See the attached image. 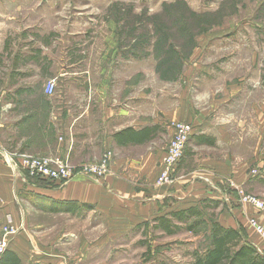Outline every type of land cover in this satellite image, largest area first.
I'll list each match as a JSON object with an SVG mask.
<instances>
[{
    "label": "rangeland",
    "instance_id": "374dc122",
    "mask_svg": "<svg viewBox=\"0 0 264 264\" xmlns=\"http://www.w3.org/2000/svg\"><path fill=\"white\" fill-rule=\"evenodd\" d=\"M113 31L115 51L110 54L113 57L106 58L107 39ZM0 48V67L5 59L13 66L22 64L26 74L44 81L45 94L50 81L47 73L55 64L62 73L52 96L61 98L62 108L70 102V117L76 113L70 100L84 97L89 84L84 77L85 65H114L126 88L129 84H134L135 89L140 86L136 111L143 121L154 115L160 120L156 143L168 141L166 149L170 142L168 127L173 128L166 116L179 107L180 101L189 106L192 103L197 114L208 115L211 111L213 120L227 128L229 141L220 138L213 149L196 146L195 150L188 145V156L184 155L175 172L178 182L158 184L167 186L181 200H172L169 205L173 208L184 205L189 190L184 175L197 176L206 154L221 159L228 155L237 159L256 155L251 168L262 174L264 0H0ZM5 52L9 56L1 57ZM100 75L96 73V80L101 79ZM229 82L235 87L227 97L222 92ZM196 129L197 126L195 133ZM18 166L21 168L20 163ZM74 171L79 174L80 168ZM21 173L33 182H44L22 168L18 174ZM205 210L207 215L211 210L216 215V209ZM211 222L195 233L176 219L172 223L178 228L172 234L148 229L147 225L136 237L141 243L139 248L119 247L117 243L89 261L194 264L195 253H203L210 246ZM97 233L88 235L90 240L100 235Z\"/></svg>",
    "mask_w": 264,
    "mask_h": 264
},
{
    "label": "crops",
    "instance_id": "0c3cea01",
    "mask_svg": "<svg viewBox=\"0 0 264 264\" xmlns=\"http://www.w3.org/2000/svg\"><path fill=\"white\" fill-rule=\"evenodd\" d=\"M114 34L107 39L106 58L115 51ZM7 56L5 52L1 57ZM26 73L22 64L13 66L7 64V59L0 67V230L10 222L20 228L10 245L8 259L16 257L20 264H103L90 262L89 258L102 255L104 249L117 243L119 247L139 248L141 243L136 239L147 225L148 229L163 231L154 227L158 218H171L191 207L203 210L209 206L211 210L215 203L217 221L239 231L264 256V240L250 225V219L263 221L264 217L255 206L241 202L243 195L264 201V161L259 164L262 174L256 176L251 168L256 155L239 159L228 155L221 159L206 154L197 176L184 175L189 190L184 205L173 208L169 203L181 200L167 186H158L168 141L156 143L157 135L144 143L122 144L116 138L128 128L140 131L162 125L156 115L143 121L136 111L139 85L136 89L134 84L126 88L118 68L112 64L100 68L86 64L84 77L89 84L84 97L70 100L76 111L70 117V102L62 108L61 98L45 94L43 79L38 82ZM61 73L54 64L47 78L56 80L57 85ZM96 73L101 74L99 81ZM227 85L224 96H230L235 87L230 82ZM195 111L192 103L189 106L182 100L166 116L171 123H195L197 129L190 148L213 149L220 138L229 139L227 128L213 120L211 111L208 115ZM168 132L171 139L174 129L168 127ZM111 151L109 172L100 180L80 172L63 186L33 182L15 170L22 156H50L82 168L99 163ZM177 182L178 179L174 184ZM93 231L100 235L90 240L88 235Z\"/></svg>",
    "mask_w": 264,
    "mask_h": 264
},
{
    "label": "built area",
    "instance_id": "2783aa9c",
    "mask_svg": "<svg viewBox=\"0 0 264 264\" xmlns=\"http://www.w3.org/2000/svg\"><path fill=\"white\" fill-rule=\"evenodd\" d=\"M56 90V80H50L45 91L48 96H52ZM195 128L192 122H176L173 123L174 135L171 137L169 145L166 149L165 156L161 163V173L158 178L159 185L172 184L175 181V172L182 162L188 145L195 136ZM112 154L107 153L101 162L82 166L80 172L94 180L104 179L109 172V162ZM21 168L31 175H38L40 180L62 185L71 181L75 176V169L68 160H60L54 157H33L22 156ZM15 165V170L19 172L21 169ZM256 170L253 174L258 176ZM215 189H217L215 187ZM242 203H249L255 206L260 214L264 217V201L253 196H242ZM250 225L264 240V220L250 219ZM0 234V261L4 254L9 251L13 240L18 236L20 228L14 224L7 223L3 226Z\"/></svg>",
    "mask_w": 264,
    "mask_h": 264
},
{
    "label": "trees",
    "instance_id": "16d2710c",
    "mask_svg": "<svg viewBox=\"0 0 264 264\" xmlns=\"http://www.w3.org/2000/svg\"><path fill=\"white\" fill-rule=\"evenodd\" d=\"M159 129V126L150 128L146 127L140 131L128 128L119 132L116 135V138L122 144L130 142L144 143L156 137L159 133ZM201 137L196 138L198 142L201 141ZM203 138L206 139L205 136H203ZM210 207H212L211 209H216L218 207V203H215ZM173 219L180 222L184 221L186 229L192 233H195L200 226H207L208 223L212 221L210 246L203 253H195L194 264H264V256H262L252 245L247 243L239 231L221 225L217 221L215 214L210 213L207 215L205 208L201 210L198 207H191L172 214L171 218H158L156 220V229L160 228L168 234H172L174 229L178 228V226L173 225ZM10 254L11 253H9V251L6 252L0 263L20 264L16 257L8 259V257L11 256Z\"/></svg>",
    "mask_w": 264,
    "mask_h": 264
}]
</instances>
